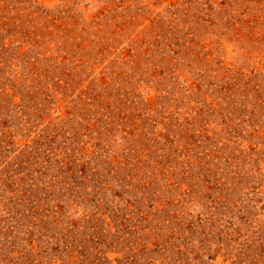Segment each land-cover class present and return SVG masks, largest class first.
I'll return each instance as SVG.
<instances>
[{
  "label": "rangeland",
  "instance_id": "rangeland-1",
  "mask_svg": "<svg viewBox=\"0 0 264 264\" xmlns=\"http://www.w3.org/2000/svg\"><path fill=\"white\" fill-rule=\"evenodd\" d=\"M0 264H264V0H0Z\"/></svg>",
  "mask_w": 264,
  "mask_h": 264
}]
</instances>
